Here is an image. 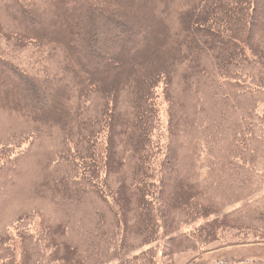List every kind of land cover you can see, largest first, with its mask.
Segmentation results:
<instances>
[{"label":"trees","instance_id":"1","mask_svg":"<svg viewBox=\"0 0 264 264\" xmlns=\"http://www.w3.org/2000/svg\"><path fill=\"white\" fill-rule=\"evenodd\" d=\"M48 142L33 192L54 215L10 222L47 214L48 243L21 233L16 263L8 229L0 262L160 264L163 239L196 252L228 227L264 247L247 154L264 146V0H0V180ZM75 206L91 209L80 239Z\"/></svg>","mask_w":264,"mask_h":264},{"label":"rangeland","instance_id":"2","mask_svg":"<svg viewBox=\"0 0 264 264\" xmlns=\"http://www.w3.org/2000/svg\"><path fill=\"white\" fill-rule=\"evenodd\" d=\"M149 56H154L152 57V59H154L156 56L161 60L165 58L160 52L158 53V55L149 54ZM151 60L149 62H152ZM162 103L163 101H161V107L162 110H164V103ZM28 145L29 143H26L25 145H23L22 149H16L15 156L19 155V153H21L20 151H22L24 148H27ZM254 147H256L254 159L258 160L260 164H264V146H261L260 142L259 146L249 145L247 154L249 156H252V149H254ZM50 148L53 151L52 142L46 143L41 148H32L29 154V151L26 150V154L21 160L19 168L13 173L11 181L6 182V180L4 179L0 180V233L6 234L8 232V229H10L9 232L12 235L13 239L11 242L12 249L14 250V252L15 250L17 251V254L15 253L18 257L16 263L20 262L21 252L19 249V245L22 243V239L20 238L21 233L27 235L32 234L38 240L41 238H45L44 242H40L42 246H44L45 243H48L46 234L44 235L41 233L42 227H45L47 224L46 222H49L47 214L41 213L39 214L40 216L28 219L29 225H27L26 227H20L21 224H19L16 225V227L11 228L10 225L12 223L10 224V222L13 221V219L21 213L33 212L30 211L32 209H39L36 211H41V209H44L54 215L52 211H55L54 207L56 205L53 206L52 203H47L42 199L36 198L33 192L34 187L39 182L35 180L39 172L38 158L45 157L47 150H49ZM53 170L54 172L58 171L57 166H55ZM172 183L174 184V182ZM11 184L14 185V187H12ZM2 191L11 192L14 194V197L5 194ZM243 203H245V201L238 203V206L242 205ZM73 208H75L72 210L73 213L77 215L75 217L79 219V223L76 225L75 237L80 239V234L83 233L82 229L89 230L92 227L88 221V217L90 216L89 212L91 211V209H84L83 211L82 207L80 206H75ZM70 215H72V213ZM213 220H215L214 216L208 218L197 217L193 222L184 225L183 230L190 233L195 232L196 235H198L204 228H206V225L209 222L212 223ZM217 233L218 235L216 239L210 242L209 245H205L203 248L201 247L196 252L187 251L173 254L169 251L167 252V249H164V252H162V249L164 247L163 242L166 241V239L165 241L163 239V242L161 241L162 245L159 246L160 250L157 261L160 264H264V247L256 244V241H254V239L256 238L251 232H248V230L228 227L225 229L220 228ZM25 242L28 243L29 239H25ZM49 253H52V249H50ZM37 260H39V258ZM6 263L7 260L0 262V264ZM39 263L45 264L46 259H40ZM39 263L36 262V264ZM63 263L64 262L62 261H52V264ZM47 264H49L48 261Z\"/></svg>","mask_w":264,"mask_h":264}]
</instances>
